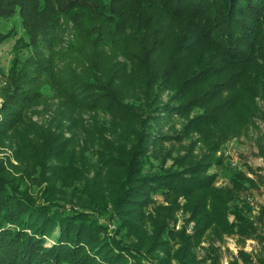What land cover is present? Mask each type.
I'll list each match as a JSON object with an SVG mask.
<instances>
[{
	"label": "trees",
	"instance_id": "obj_1",
	"mask_svg": "<svg viewBox=\"0 0 264 264\" xmlns=\"http://www.w3.org/2000/svg\"><path fill=\"white\" fill-rule=\"evenodd\" d=\"M15 16L0 264H204L207 239L264 240V208L253 219L242 200L256 182L221 152L264 123V0H0V21ZM50 98V120L34 122Z\"/></svg>",
	"mask_w": 264,
	"mask_h": 264
},
{
	"label": "rangeland",
	"instance_id": "obj_2",
	"mask_svg": "<svg viewBox=\"0 0 264 264\" xmlns=\"http://www.w3.org/2000/svg\"><path fill=\"white\" fill-rule=\"evenodd\" d=\"M11 29L15 30V37H10L5 42L0 45V69L4 74H7L11 67V62L15 57L13 51V46L15 41L23 36V29L21 26V20L18 16L13 17L8 21H0V34L8 33ZM67 39L66 35L63 33L61 35V41ZM27 55V51L23 53ZM163 100L167 99V94H163ZM58 101L56 99L50 98L47 101V106H41L36 108L37 113L31 115L32 120L38 124H46L51 115H53L54 110L57 106ZM2 105V100L0 99V107ZM260 106L262 102H259ZM45 110H48L46 112ZM87 118V117H85ZM177 129H180L181 124L175 119ZM169 126H165L163 131H166ZM66 137H69V134H65ZM80 137H83L80 135ZM183 144H187V141H183ZM96 151V146L94 148H88L85 151V155L90 158V161L96 163L97 155L94 153ZM222 154L225 159L228 161L229 168L228 171H237L248 173L247 176L255 180L256 186H248L244 191L242 200L248 202L252 208V217L253 219L258 216L260 208H264V123L256 119L255 124L251 127L247 133V136L240 139H234L222 148ZM13 153V148L7 147L0 149V159L5 158V156H11ZM12 162L16 164L13 160ZM171 161L167 162V166H170ZM253 173H249V172ZM211 174H217V183L218 187H229L230 182L227 179L225 171H220L216 167H213L210 170ZM42 188V187H41ZM28 189L31 191L34 197H37V193L40 189L37 185H30ZM156 199L161 202V196H156ZM66 198V202H68ZM69 203V202H68ZM67 208L72 206L68 204ZM230 221L233 218L230 216ZM104 223H110L109 216L103 217ZM111 224V223H110ZM183 224L182 217L176 225L178 230ZM192 223L189 225L188 233L191 232ZM112 227V225H111ZM264 231V229H263ZM212 245L216 250V254L219 258V264H246L242 261L239 256V252L243 251L247 254L250 260V264H263L264 262V240L260 241L259 239L247 240L244 243L239 242L238 237L234 236H225L222 242L207 239L202 244L201 247L197 249L196 255L199 259L204 258L205 263L209 264V257L212 255V252L209 249V246ZM155 260H153V263Z\"/></svg>",
	"mask_w": 264,
	"mask_h": 264
}]
</instances>
